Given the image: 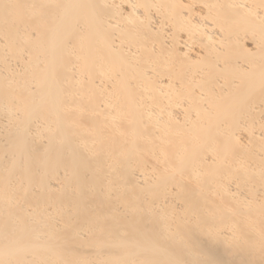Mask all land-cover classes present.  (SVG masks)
<instances>
[{
	"label": "bare ground",
	"instance_id": "1",
	"mask_svg": "<svg viewBox=\"0 0 264 264\" xmlns=\"http://www.w3.org/2000/svg\"><path fill=\"white\" fill-rule=\"evenodd\" d=\"M0 264H264V0H0Z\"/></svg>",
	"mask_w": 264,
	"mask_h": 264
}]
</instances>
